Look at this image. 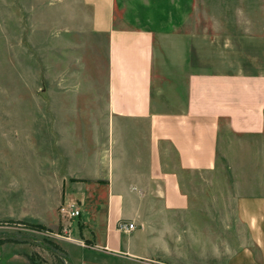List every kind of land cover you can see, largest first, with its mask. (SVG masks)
<instances>
[{
	"label": "crops",
	"instance_id": "1",
	"mask_svg": "<svg viewBox=\"0 0 264 264\" xmlns=\"http://www.w3.org/2000/svg\"><path fill=\"white\" fill-rule=\"evenodd\" d=\"M72 3L75 75L52 111L84 244L62 243L67 264H258L264 204L239 165L264 133V58L231 61L232 37H258V0ZM198 175L213 203L192 197Z\"/></svg>",
	"mask_w": 264,
	"mask_h": 264
},
{
	"label": "rangeland",
	"instance_id": "2",
	"mask_svg": "<svg viewBox=\"0 0 264 264\" xmlns=\"http://www.w3.org/2000/svg\"><path fill=\"white\" fill-rule=\"evenodd\" d=\"M74 10L72 0H0V264H67L62 243L80 242L67 232L71 219L61 212L66 197L52 112L68 88L64 78L75 75L76 51L66 37ZM232 41V63L240 65V54L255 55L253 48L261 62L264 0H258V37ZM243 145L239 168L258 177L256 199L264 204V133ZM203 178H191L199 183L192 197L213 203ZM243 184V194L253 195L254 182ZM214 199L221 208V195ZM221 216V209L215 212L216 220ZM258 216V264H264V212ZM238 230L232 227L230 236Z\"/></svg>",
	"mask_w": 264,
	"mask_h": 264
},
{
	"label": "built area",
	"instance_id": "3",
	"mask_svg": "<svg viewBox=\"0 0 264 264\" xmlns=\"http://www.w3.org/2000/svg\"><path fill=\"white\" fill-rule=\"evenodd\" d=\"M61 212H62V214L66 215L67 218H69V219H77L80 215V211L77 209L76 203H72V204L64 206L61 209ZM118 228L120 230L125 231V232H130L131 230H133V224L132 223H130V224H126V223L121 224L120 223L118 225ZM81 245L84 246V244H81Z\"/></svg>",
	"mask_w": 264,
	"mask_h": 264
},
{
	"label": "trees",
	"instance_id": "4",
	"mask_svg": "<svg viewBox=\"0 0 264 264\" xmlns=\"http://www.w3.org/2000/svg\"><path fill=\"white\" fill-rule=\"evenodd\" d=\"M37 228L42 229L40 226H37Z\"/></svg>",
	"mask_w": 264,
	"mask_h": 264
}]
</instances>
